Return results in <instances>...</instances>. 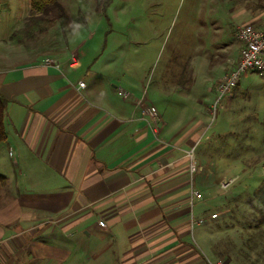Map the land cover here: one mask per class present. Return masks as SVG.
Returning a JSON list of instances; mask_svg holds the SVG:
<instances>
[{
    "label": "crops",
    "instance_id": "crops-1",
    "mask_svg": "<svg viewBox=\"0 0 264 264\" xmlns=\"http://www.w3.org/2000/svg\"><path fill=\"white\" fill-rule=\"evenodd\" d=\"M16 2L0 0V264H242L241 254L223 252L233 212L205 205L230 198L213 182L216 159L198 154L200 170L191 177L188 169L187 151L205 130L201 106L170 92L183 104L171 121L145 89H125V98L106 80L84 79L100 69L81 73L73 53L36 54L26 46L35 28L12 42L31 13L30 0ZM232 21L263 28V2L233 8ZM142 94L157 108L156 125L135 104ZM191 188L201 192L192 205Z\"/></svg>",
    "mask_w": 264,
    "mask_h": 264
},
{
    "label": "rangeland",
    "instance_id": "rangeland-1",
    "mask_svg": "<svg viewBox=\"0 0 264 264\" xmlns=\"http://www.w3.org/2000/svg\"><path fill=\"white\" fill-rule=\"evenodd\" d=\"M253 2L56 0L49 14L54 24L26 43L42 57L50 50L73 53L84 64L81 73L90 66L99 68L87 72L84 79L89 82L106 80L109 87L139 93L145 89L163 118L171 121L183 104L201 106L206 125L193 155L198 165V154L216 159L213 182L222 196H230L225 205L219 199L204 204L218 215L226 206L233 212L227 220L231 233L221 237L227 239L223 252L229 257L241 254L242 264H264V74L243 72L214 104L222 76L239 59L233 8ZM170 92L184 94L183 104Z\"/></svg>",
    "mask_w": 264,
    "mask_h": 264
},
{
    "label": "built area",
    "instance_id": "built-area-1",
    "mask_svg": "<svg viewBox=\"0 0 264 264\" xmlns=\"http://www.w3.org/2000/svg\"><path fill=\"white\" fill-rule=\"evenodd\" d=\"M237 38L240 40V51H239V59L236 65L227 73L222 76V79L219 83L218 87V96L214 104V108L216 103L221 99V97L227 92L231 91L234 86L237 84L239 76L246 71H257L261 74H264V27L258 28L249 23L241 24L237 27L236 32ZM74 55H72L73 58ZM46 64H53L58 67V62H53L51 58L46 57L44 59ZM79 86H84L83 81L78 82ZM117 94L122 97H130L131 94L121 88H116ZM135 104L138 106L141 117L145 119L147 123H152L156 125L159 121V114L157 108L154 104L147 101L144 94L135 99ZM194 146L187 151V156L189 157L188 169L191 177L193 174L197 173L200 168L194 158ZM201 197V192L198 189L191 188L190 189V202L191 205L194 203V200L199 199ZM217 214L212 213L211 217H215ZM103 225V221L99 222ZM207 264H227L225 260L218 258L215 260L208 259Z\"/></svg>",
    "mask_w": 264,
    "mask_h": 264
},
{
    "label": "trees",
    "instance_id": "trees-1",
    "mask_svg": "<svg viewBox=\"0 0 264 264\" xmlns=\"http://www.w3.org/2000/svg\"><path fill=\"white\" fill-rule=\"evenodd\" d=\"M100 2V0H98ZM56 0H31V13L28 17L25 27L20 31H15L10 36L12 42L21 37H29L33 35V28L38 33L46 32L53 24L55 19L49 16L54 8ZM6 101L0 95V142L6 138L4 129V109ZM0 181H4V177L0 175Z\"/></svg>",
    "mask_w": 264,
    "mask_h": 264
}]
</instances>
